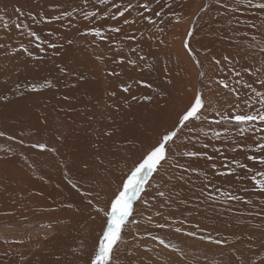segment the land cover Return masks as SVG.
Instances as JSON below:
<instances>
[{
	"label": "rangeland",
	"instance_id": "obj_1",
	"mask_svg": "<svg viewBox=\"0 0 264 264\" xmlns=\"http://www.w3.org/2000/svg\"><path fill=\"white\" fill-rule=\"evenodd\" d=\"M112 2L126 4L127 0H112ZM132 2L135 4L137 0H132ZM140 2H143V0H140ZM168 5H171V8ZM202 6L205 7L204 11H201ZM16 8L22 9L23 16H19L14 11ZM74 8L77 11L74 13L72 20L76 27H68V19L48 23L42 18H50L65 10L72 11ZM152 8L154 11L162 12L163 23L160 22L161 18L153 15L152 18L156 21V24L149 25L147 21L137 19V12L133 10L130 14H125L128 19L137 20L135 24L129 26L123 24V18L118 21L106 18L103 15L104 12L110 11L111 13L115 12L116 9L111 7V3L107 5L100 4L99 0H87V3H85V0H0V16L4 17L3 20H0V43L7 46V50L0 49V96L8 97V100L0 99V131L6 129L5 132L14 137L13 140L0 137V156H4L0 160L5 159L7 155L19 153L24 146L25 148L29 147L27 142L20 143L21 137L24 136V129L21 124L23 118L28 116L29 111L28 122H30L33 114H40L45 110H48V113L45 114L50 115L49 110L52 107H60L67 117L72 118L71 109L76 108L73 110L75 113H84L83 115L86 117L83 120L84 131L82 136L84 135L87 139L86 143L88 142L87 145L85 144L84 154H86H83L80 162L88 161L92 165L91 168L96 170L97 167L93 162H95L97 150L100 153L102 152L101 154H107V159L104 162H112L113 160L120 162L121 157L124 156L123 149L118 151L117 143L121 138V131L138 130L139 134L143 136L152 135L157 120L160 123H170L169 117L171 116L174 119L175 111L172 108L176 106L180 110L187 103L188 98L193 95L189 89H192L194 84L203 88L205 95L212 96L213 103L224 110L236 102L235 95L229 89L233 86L239 89V86L235 83L238 78L231 72L233 68L239 71L243 67H251L255 72L253 76H249L247 73L243 74L239 78L241 80H255L257 76L264 74V52H261V49L264 48V12L248 8L246 0H220L219 3H217V0H160L159 4L152 3ZM93 11L97 12V18L91 22L83 19L84 12ZM29 12L37 17V21H33L29 17ZM172 13L177 15L173 16ZM239 14H242V19L239 18ZM147 15H152V13H147ZM5 21L12 27L5 29ZM17 23L27 24L28 28L17 29L15 27ZM253 24L257 27H250ZM101 25L104 30L112 26H120L123 32L118 34L109 33L110 39L108 40L80 35L87 28ZM161 28L163 32L160 31ZM29 29L35 31L42 39L63 44L64 47L52 49L43 45L45 51L41 52L35 47L36 41L34 38L27 35ZM190 31L193 33L192 36L188 35ZM49 33H52V35H49ZM171 35L174 38H171ZM125 36H134L135 39L127 40ZM68 39L73 40L71 45L67 43ZM186 42L192 49L188 53L189 56L194 59L193 51H195L198 55L196 61H199V64L186 54L188 52V49L184 47ZM20 44H24L33 55L29 56L23 51H17L13 54L12 48L18 49ZM133 47L137 48V53L143 55L145 60L140 61L137 54L130 52ZM171 49L184 51L183 65L176 60L178 56L176 59L173 58ZM97 55H102L103 60L97 61ZM121 56H130L132 59H136L137 66L132 67L127 63L118 64L116 61ZM225 56L232 63L225 61ZM214 59L221 61L219 66L214 62ZM93 62L97 64L98 70L103 74L113 70L121 74L120 76H109L111 82L104 83V90L101 92L102 94L104 92V100L98 97L97 101L101 83L99 85L92 83L94 73H98L96 72L97 69H91ZM61 67L66 68L67 72H61L59 70ZM201 71L205 73V81L208 79L226 80L229 89H225L221 85H213L212 91L209 92L208 88L198 81V73ZM81 76H83V79H80ZM70 77L73 83L71 85L68 83ZM168 78L172 79V84L166 83ZM45 80L52 81L54 86L45 88L40 92L26 90L29 85L33 83L39 85ZM136 81H143L144 83H136ZM121 82L132 83L130 93H123L120 90L119 85ZM146 84L152 85V88H159L170 95L161 98L152 88L146 87ZM67 85L69 88L70 86L75 88V90L80 86L77 90L84 95V105L80 104L81 99L79 97L75 101V97L72 96L73 93L66 95L69 93L64 91ZM55 86L63 88L58 90L59 93L51 92ZM254 87L264 91L259 84H254ZM112 91L117 93L116 96L109 95ZM239 91L241 98H243L247 90L239 89ZM20 92H23V95H20ZM131 95H136L139 98L152 95L154 99L152 102H146L142 99L134 101L131 100ZM64 97H68V99H64ZM178 100H180L182 106H179ZM63 101L66 103L61 105ZM75 103H77L76 105H83L87 110H79L74 107ZM165 104L166 107H163ZM37 106L40 107V113L36 108ZM202 127L205 131H208L209 128H215L216 126L206 123ZM105 131L114 132V137L104 136ZM197 132H200V129H197ZM262 134L264 133L256 134L252 138L258 139L259 135ZM192 135L195 136L196 133ZM97 138H100V140ZM246 142L248 141L234 136L231 132L227 134L226 139L222 138L221 140H211L201 134L199 142H194V148L189 145V150L205 152L213 159L208 160L206 157L190 160L181 158L180 163L199 171L184 173L183 170H177L176 174L185 175V180H173L168 185L173 190L175 203L171 207L162 209L165 215L176 220H186L188 225L199 223L212 235L221 232L220 237H225V235H222V228L218 225H230L229 235L226 236L228 243L223 245L224 249H217L214 258H209L211 264H264V247H262V244H264V194L254 191L251 180L245 179V176L248 175L246 170L238 168L232 163L235 159L241 163H247L254 170L262 167L247 160V156L251 155V152L247 150L240 151L239 149L232 150L234 144ZM204 143L208 144L207 148L202 147ZM259 155L257 153V156ZM89 159L93 160L92 163ZM0 164L2 165L1 161ZM212 164H216L217 168L213 169ZM225 164L228 165L227 168L224 167ZM3 165L5 166V163ZM228 168H234L235 171L228 175L216 174L218 171L228 172ZM2 178L5 184V176H2ZM101 183L106 187V190L110 191L111 186L107 184V181L102 180ZM209 184H211L210 189ZM98 188L100 189V187ZM217 188L222 190L221 193L214 192ZM55 189H57L53 198L55 202H58V200L64 202L65 200L61 199L62 188L56 186ZM210 190L215 194L214 200H209L206 196L201 195L202 191ZM229 192L243 199L235 201L230 199L228 195L223 194ZM181 201H184V203H181ZM153 203L155 207L147 209L145 217L154 213L156 208L164 201L158 200ZM154 219L163 222L161 218L154 217ZM208 219L214 220L212 222L213 228L210 227ZM225 220H228V223H225ZM22 222H24V219ZM5 224L9 225V223ZM4 226L1 225L0 230L3 228L4 230H1L0 234L2 232V234H5ZM141 226L139 229L135 227V230L132 229L133 234L139 231L143 237L140 241L141 246L139 248L141 249L144 248L142 244L144 240H148L146 242L149 244H146V242L145 244L149 247L156 243L148 238L147 231H151L152 235L163 236L170 244L178 246L181 244L179 242H182L179 239L180 236L174 233L172 229H157L152 224H145L143 219L141 220ZM124 240L128 246L133 242L131 235L129 237L125 236ZM195 240L189 239V237L184 238V242L189 246L185 247L187 248L186 251L193 249L188 243ZM129 241L130 243H128ZM158 246L163 251H169L172 255L179 257L170 249H165L161 245ZM2 247L3 244L1 243ZM178 247L180 248L181 245ZM213 247L215 246L213 245ZM141 249H139L140 256L146 254ZM135 256H133L134 260L137 259ZM186 256V262L190 261L197 264L196 261H191L188 255ZM4 257L5 252L0 251V258ZM123 259L121 257V261ZM175 260L172 259L171 262L165 260L164 263H173ZM206 262L208 261H202V263Z\"/></svg>",
	"mask_w": 264,
	"mask_h": 264
},
{
	"label": "snow or ice",
	"instance_id": "obj_2",
	"mask_svg": "<svg viewBox=\"0 0 264 264\" xmlns=\"http://www.w3.org/2000/svg\"><path fill=\"white\" fill-rule=\"evenodd\" d=\"M220 0H217L219 3ZM87 3V0H85ZM102 5H107L111 3V7L115 8V12L106 11L103 15L112 20L118 21L123 18L124 25H133L137 20H130L125 15L130 14L133 10L137 12V19H143L147 21L149 25H155L156 21L152 18H161L160 22L163 23V14L161 11H154L152 8V3H160V0H137L134 4L132 0H127L126 4H116L112 0H99ZM246 5L250 9H258L264 12V0H246ZM171 8V5H168ZM205 7H201V11H204ZM6 11V10H5ZM14 11L19 15L23 16V11L20 8L14 9ZM77 9L72 11L65 10L58 15H53L49 17H42L46 22L52 23L55 21H62L63 19H68V27H76L73 23V16ZM147 13H152V15H147ZM29 17L33 21H37V17L31 12L28 13ZM97 12H84L83 19L86 21H93L97 18ZM176 16V13H172ZM178 18V17H177ZM4 17L0 16V20ZM5 29L12 27L6 21L4 24ZM17 29H27V24H15ZM250 27L256 28L257 25L253 24ZM163 32V29H160ZM123 32L120 26H112L107 30L103 29V26H94L85 29L80 33L81 36H91L100 40L110 39V34H118ZM192 32L188 33L192 36ZM27 35L34 38L36 41L35 47L41 52L45 51L47 48H63V44H57L54 42H49L46 39H42L35 31L28 30ZM52 35V33H49ZM127 40H134V36H125ZM255 39V37H253ZM67 43L71 45L73 43L72 39H68ZM184 47L188 49L189 52L192 49L186 42ZM0 49L7 50V46L4 43H0ZM17 51H23L29 56L33 53L29 51L24 44H20L19 48H12L13 54ZM122 51V50H120ZM131 53L138 55L140 61L145 60L143 55L137 53V48L133 47L130 49ZM264 52V48L261 49ZM58 54V53H54ZM97 61L103 60L102 55L96 56ZM225 61L232 63L227 56L224 57ZM118 64H125L136 67L137 60L132 59L130 56H121L117 61ZM214 62L219 65L220 60H215ZM197 64L200 62L197 61ZM61 72H67L66 68H59ZM167 71V69H166ZM259 71V70H256ZM232 74L237 77L236 85L239 89H246L247 92L245 96L241 98L240 91L237 87L233 86L229 89V84L226 80H204L205 73L203 71L198 73V81L203 83L205 87L208 88L209 92L212 91L213 85H221L225 89H229L236 97V102L232 103L227 109L221 110L217 104L213 103L212 96L205 95L203 88L189 89L193 91V95L188 98V101L179 110L174 112V119L170 116V123H160L158 120L155 122V129L152 135L143 136L139 134L138 130H122L121 138L118 140V151L123 149L125 155L121 157L123 160V168L118 169L120 175L118 177V183L115 188L111 191H105L103 193L96 192L93 194L94 190L82 189L81 185L74 182L65 173V179L67 183L79 193L83 198L82 206H78L74 202L67 203L65 207L67 209L73 210L77 213L82 212L84 209H90L88 212V219L93 222V227L91 233H94V239L89 247L88 241L81 239L79 245L72 248L68 255L72 256L67 264H120L121 257L124 255V251L128 252L127 256H124L126 264H144L143 261L133 259V252L128 248L127 242L124 240L125 236H132V249L139 248L141 246L140 241L143 237L140 235L139 231L133 234L132 229L135 227L139 229L141 226V220L143 219L145 224H152L157 229H172L174 233L182 234L184 236L194 238L202 243L223 246L228 243L226 237H220L219 234L212 235L207 229L201 227L199 223L188 225L186 220H176L165 215L162 211L165 207H171L175 200L173 199V190L169 188L168 185L171 184L173 180L183 181L185 180V175L176 174L177 170H183L184 173L189 171L198 172V169L191 168L186 164L180 163L181 158H200L206 157L208 160H212V156H208L205 152L198 150H189V145L195 147L194 142H199L201 134L204 137H208L211 140H221L226 139L228 133H232L234 136L244 139L248 142L234 144L232 150L249 151L252 154L247 156L248 161H252L262 167L253 169L249 167L247 163H241L240 161L233 160L232 163L236 167L245 169L247 174L245 179H250L253 183V190L258 191L260 194H264V134L259 135L258 139H253L252 137L259 133H264V91L258 90L254 87V84H259L261 89H264V74L256 77L255 80H241L239 79L243 74L247 73L249 76L255 75V72L251 67H243L241 70L237 71L235 68L231 70ZM108 76H120L121 74L116 71H110L107 73ZM83 79V76L80 77ZM136 83H144L143 81H136ZM167 84H172L171 78L166 81ZM53 83L50 80H45L39 85L33 83L28 86L26 90L31 92H40L45 88L53 87ZM132 83L121 82L119 85L120 90L123 93H130L132 89ZM146 87L152 88V85L146 84ZM19 87V86H18ZM154 92L157 93L161 98L166 95H170L159 88H152ZM23 95V92L19 93ZM116 92L112 91L109 93L110 96H116ZM2 100H8L7 96H0ZM68 99V97H64ZM142 99L146 102H152L154 97L152 95H145L142 98L136 95H131V100ZM127 103V101H125ZM166 107V104L163 106ZM119 111V109H117ZM211 113V118H210ZM215 125V128H209L205 131L202 127L205 124ZM200 129V132H197ZM219 129V130H218ZM196 133L195 136L192 134ZM210 133V135H209ZM251 134V135H250ZM114 132L105 131L104 136L113 138ZM0 137H6L8 140H13L14 137L6 133L5 131H0ZM23 143V141H20ZM32 148L39 149L41 151L49 150L55 151V149H48L45 143H34L30 145ZM98 147V146H97ZM203 148H207L208 144L204 143ZM257 153L260 155L257 156ZM107 159V154H101L99 151L95 157V165L97 168L104 167V161ZM112 162L109 161V164ZM83 167L86 171H91V165L85 161ZM211 167L216 169V164H212ZM224 167H228L227 164ZM234 168H228V172H216L217 175H228L234 172ZM166 178V182H165ZM209 189L211 184L208 185ZM221 189H215V193H221ZM213 191H202L201 195L206 196L209 200L215 199V194ZM154 193V195H153ZM230 197V199L235 201H240L243 198L232 193H223ZM178 195V193H177ZM163 200L164 203L160 204L158 208L152 214H148L145 217V211L147 209H152L155 207V201ZM184 203V201H181ZM156 218H161L163 222H160ZM98 222V227L95 225ZM208 234H205V233ZM146 235L151 241L156 242L158 245L163 246L165 249H170L175 252L180 259L174 261L173 264H188L185 261L186 254L181 248L175 244H170L166 241L163 236L152 235L151 231H147ZM15 243H23V241H14ZM5 243H8L6 240ZM264 247V244H262ZM147 252L153 251L152 248H148L144 245ZM86 257V258H85ZM56 264H65L59 256L56 257Z\"/></svg>",
	"mask_w": 264,
	"mask_h": 264
},
{
	"label": "bare ground",
	"instance_id": "obj_3",
	"mask_svg": "<svg viewBox=\"0 0 264 264\" xmlns=\"http://www.w3.org/2000/svg\"><path fill=\"white\" fill-rule=\"evenodd\" d=\"M239 15V18L242 19V14ZM171 38L174 37L172 36ZM171 52V55L174 56L173 58L176 59L178 56L176 60L183 65L184 51L171 49ZM188 53L189 51L186 53L189 56ZM189 57L191 58V56ZM193 57L194 59H191L197 62L196 59L198 55L195 51H193ZM91 65V69H97L96 72H98L94 73L92 83L98 85L101 83L97 101L98 97L104 100V92L103 94L101 92L104 90V83L111 82L110 77L100 72L96 63L93 62ZM85 76L87 77V75ZM68 83L69 85L73 84L71 82V77ZM79 87L75 90V88L71 86L69 88L67 85L64 91L69 92L66 94L67 96L73 93L72 96L75 97V101H77V97H79L81 99L80 104H83L84 95L77 90ZM62 88L63 87L55 86L51 92L59 93L58 90ZM195 88H200V86L198 85L197 87L194 84L192 88L193 91ZM193 91L190 92L193 94ZM179 101L180 100H178V102ZM63 103L65 104L66 102H61V105ZM37 104L39 103L37 102ZM76 104L77 103H75L74 107H77L79 110H87L83 107L84 104ZM179 106H182V103L179 102ZM36 108H38V112L40 113V107L37 106ZM75 109L76 108L71 109L73 117L69 118L63 113L60 107H52L49 110L50 115H46L48 110H45L43 113H36L38 115H31V120L28 122L29 111V114H27L28 116L23 118L21 124L24 129V136L21 137V141H23V143L27 142L29 147L25 148L24 146L19 153L7 155L5 159L0 160L2 162V165L0 164V227L1 225H5V234H2L3 232L0 234V251L5 252V257L0 258L1 264H56L57 256L67 264V261L72 259V256L68 255V253L72 248L79 245L81 239L87 240L89 247L91 246L95 234L91 233V229L94 226L93 222L88 219V212L90 209H84L82 212L77 213L65 207L67 203L74 202L78 206H82L84 202L82 196L67 183L65 173H67L68 177L74 182L79 183L82 189L94 190L93 194L96 192L103 193L108 190H106V187L101 181H107V184L111 186L110 191L114 189L116 184L113 183V181L116 183L119 182L118 177L120 172L118 169L123 168L124 162L122 159H120V162L118 161L119 164H117L118 162H115V160H113L111 164H109V161H106L104 162V167L97 168L96 170L91 168V171H86L84 169V163H81L80 160H82L81 157L85 152V144L87 145L88 143H86V137L84 135L82 136L84 131L83 120L86 117L83 115L84 113H75L73 111ZM172 109L174 111H179L176 106ZM1 125L3 124L1 123ZM4 130L6 131V129ZM42 140L48 146V149H55V151L47 150L43 152L31 148V144L38 142L43 143ZM98 140H100V138ZM123 155H125V152ZM0 158H4V156H0ZM89 160L92 163L93 160ZM114 162L117 164H115L116 166ZM4 163L5 166L3 165ZM2 176H5V184L3 183L4 179H1ZM56 186L62 188L63 192L61 193V199L65 200L64 202H61V200L55 202L53 199L56 195ZM98 187H100V189ZM23 219L24 222H22ZM208 220L210 221V227L213 228L212 222H214V220ZM226 222L228 223V220H225V223ZM5 223H9V225ZM214 224L218 225L217 223ZM95 226L98 227V222ZM218 226L222 228V235H225V237L229 235L230 225ZM1 230H4V228ZM178 235L180 236L179 239L182 240V242H179L181 243L179 244L181 245L180 248H183V252L190 257L191 261H196L197 264H201L203 260H207L208 262L202 264H211L209 263V261H211L209 258H214L217 249H224V246L214 245L215 247H213V245L200 243L198 240L192 238L195 241L188 244H190L193 249L186 251L187 248L185 247L188 245L184 242V238L187 237L180 234ZM189 239L191 238L189 237ZM6 240L8 243H5ZM14 241H23V243H15ZM146 241L148 240H144L142 244L145 245ZM1 243L3 244L2 248ZM128 243H130V241ZM132 243L130 246L127 245L128 248L131 249L133 254L136 255L135 257H139V261H143L144 264H161V262L162 264H173L164 262L165 260L166 262H171L172 259H180L172 255L169 251H163L156 243H153L150 247L149 245L147 246L153 249L151 252H147L144 248H139L146 253L140 256L138 248L132 249ZM147 243L148 242H146V244ZM122 251H124L123 256L128 255L127 251L123 249ZM123 256L122 259L124 258ZM192 263L196 264L195 262L188 261V264ZM80 264H83V262L81 261ZM120 264H126L125 259L120 261Z\"/></svg>",
	"mask_w": 264,
	"mask_h": 264
}]
</instances>
